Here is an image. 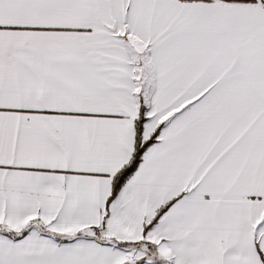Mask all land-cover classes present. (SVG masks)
Listing matches in <instances>:
<instances>
[{
  "label": "snow or ice",
  "instance_id": "snow-or-ice-1",
  "mask_svg": "<svg viewBox=\"0 0 264 264\" xmlns=\"http://www.w3.org/2000/svg\"><path fill=\"white\" fill-rule=\"evenodd\" d=\"M0 264H264V0H0Z\"/></svg>",
  "mask_w": 264,
  "mask_h": 264
}]
</instances>
